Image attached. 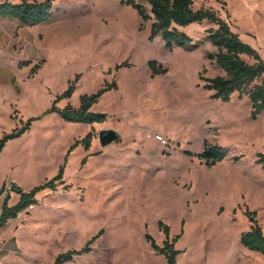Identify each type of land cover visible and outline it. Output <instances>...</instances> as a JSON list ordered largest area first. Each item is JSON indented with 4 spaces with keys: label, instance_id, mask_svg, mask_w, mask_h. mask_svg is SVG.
I'll return each mask as SVG.
<instances>
[{
    "label": "rangeland",
    "instance_id": "rangeland-1",
    "mask_svg": "<svg viewBox=\"0 0 264 264\" xmlns=\"http://www.w3.org/2000/svg\"><path fill=\"white\" fill-rule=\"evenodd\" d=\"M193 1L264 59V0ZM53 13L33 26L0 18V138L27 128L0 154V214L8 194L10 205L19 201L13 184L30 191L65 168V184L0 228V264H55L101 231L89 251L62 264H168L148 239L164 246L165 226L171 240L181 235L178 264H264L241 242L248 210L264 230V113L253 117L247 94L223 101L205 88L225 74L210 58L218 49L207 30L217 26L179 27L191 44L170 49L151 37L153 17L123 0H54ZM71 85L72 96L60 98ZM105 87L92 108L107 114L104 122L50 111L78 108ZM104 130L120 139L103 146ZM214 145L227 157L210 165L201 154Z\"/></svg>",
    "mask_w": 264,
    "mask_h": 264
},
{
    "label": "trees",
    "instance_id": "trees-1",
    "mask_svg": "<svg viewBox=\"0 0 264 264\" xmlns=\"http://www.w3.org/2000/svg\"><path fill=\"white\" fill-rule=\"evenodd\" d=\"M53 1L21 0L19 3L0 2V18L18 20L23 26L37 25L53 16ZM123 2L138 9L145 21L153 17L151 37L162 36L166 46L170 49L191 44L192 38L180 30L179 27L207 21L215 24L216 28L207 30L209 40L218 49L216 54H210V58L216 61L225 74L207 78L204 85L205 88L213 91V97L223 101H230L236 93L247 94L252 103L253 117L257 118L264 113V59L256 48L241 39L240 35L232 29L230 23L223 19L217 11L211 8L196 9L193 0H123ZM146 4L150 6V14L147 12ZM243 56H248L254 59L255 62L249 63ZM110 89L112 88L105 87L96 93L83 95L78 108L68 105L62 111L54 106L50 111H59L67 120L72 122L89 124L104 122L107 119V114L94 112L92 108ZM74 90L75 85H71L60 98H70ZM34 120L35 118L30 119L29 125ZM25 130L27 128L14 130L12 133L3 135L0 138V154L9 140L21 136ZM92 136L93 133L90 132L83 140L86 149L91 147ZM77 145L78 143L73 145L71 150ZM201 155L210 165H216L227 157L226 151L218 145L207 147ZM258 163L264 167V153L259 154ZM64 175L65 168L62 167L53 179L35 186L30 191H24L21 187L14 184L13 190L18 193L19 201L14 205H10L11 196L8 194L5 197L0 214V228L6 226L10 220L17 218L20 213L29 207L37 205L38 195L41 192L45 190L56 191L58 186L65 184ZM4 191V189L0 191V197L4 194ZM246 214L249 216L252 226L249 231L242 234L241 242L249 250L264 254V230L257 220V214L255 211L249 210ZM165 233L167 239L164 246L158 245L150 235H148V239L152 242L154 249L166 257L168 264H178L181 250L176 248V242L181 235L171 240L168 226H165ZM102 234L103 231L90 240L87 246L81 250H69L60 254L55 264L72 261L75 256L89 251L90 246Z\"/></svg>",
    "mask_w": 264,
    "mask_h": 264
},
{
    "label": "water",
    "instance_id": "water-1",
    "mask_svg": "<svg viewBox=\"0 0 264 264\" xmlns=\"http://www.w3.org/2000/svg\"><path fill=\"white\" fill-rule=\"evenodd\" d=\"M119 139H120L119 134L113 130H104L100 133V141L103 146L110 145Z\"/></svg>",
    "mask_w": 264,
    "mask_h": 264
},
{
    "label": "built area",
    "instance_id": "built-area-1",
    "mask_svg": "<svg viewBox=\"0 0 264 264\" xmlns=\"http://www.w3.org/2000/svg\"><path fill=\"white\" fill-rule=\"evenodd\" d=\"M158 138H159V139H161V140H163L161 136H160V137H158ZM13 185H14V184H13ZM12 189H13V187H12Z\"/></svg>",
    "mask_w": 264,
    "mask_h": 264
},
{
    "label": "crops",
    "instance_id": "crops-1",
    "mask_svg": "<svg viewBox=\"0 0 264 264\" xmlns=\"http://www.w3.org/2000/svg\"><path fill=\"white\" fill-rule=\"evenodd\" d=\"M15 3H19V2H15ZM5 19H9V18H5ZM20 23V22H19ZM256 253H258V252H256Z\"/></svg>",
    "mask_w": 264,
    "mask_h": 264
}]
</instances>
